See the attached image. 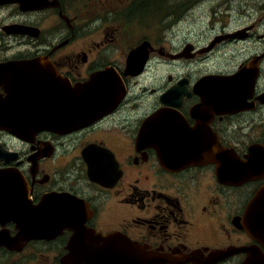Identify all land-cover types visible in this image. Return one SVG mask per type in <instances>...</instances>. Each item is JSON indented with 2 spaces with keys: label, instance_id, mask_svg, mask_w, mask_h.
Wrapping results in <instances>:
<instances>
[{
  "label": "flooded vegetation",
  "instance_id": "1",
  "mask_svg": "<svg viewBox=\"0 0 264 264\" xmlns=\"http://www.w3.org/2000/svg\"><path fill=\"white\" fill-rule=\"evenodd\" d=\"M89 1L0 6V16L12 10L0 21V241H14L0 253L62 264L79 229L124 235L162 264H242L245 252L207 263L231 247L264 253L245 229L264 177L218 175L223 153L238 167L252 147L264 153V0L238 4L254 19L211 22L185 42L188 14L222 17L236 0H94L93 11L172 14L171 27L166 18L156 26L165 40L151 32L128 47L123 29L85 14ZM147 40V59L132 67L130 51ZM168 122L195 139L197 154L165 158L167 135H184L165 131ZM52 227L60 233L46 237Z\"/></svg>",
  "mask_w": 264,
  "mask_h": 264
},
{
  "label": "water",
  "instance_id": "2",
  "mask_svg": "<svg viewBox=\"0 0 264 264\" xmlns=\"http://www.w3.org/2000/svg\"><path fill=\"white\" fill-rule=\"evenodd\" d=\"M6 3H19L23 10L43 9L49 5L48 0H0V5ZM148 47L149 42L145 41L142 45L131 51L130 60L133 66L136 65V62L140 60L144 62V60L147 59L149 54ZM240 76H242V73L232 76L234 78L231 77L232 80L230 79L229 83L231 88L230 93L233 94L232 89H235L238 85L237 78H240ZM176 89L177 88L170 89L167 94L176 93L178 90ZM166 98L165 101L170 100ZM167 124H171V126L166 129L167 132L182 133L183 130L177 129L172 123L168 122ZM183 133L184 135L182 134V138H177V136H175L173 139L163 140L164 144L169 146H173L172 141L175 139L182 140L184 144L180 153L172 150L171 157L169 153L168 159H178L180 161L183 157L187 156V154L190 155L192 153L195 155L198 153L199 148L197 147V143L192 141L191 137L189 138L187 136L188 134L184 131ZM219 160L220 171H218V175L222 181H228V183L231 184H240L264 177V153L262 149L259 150L258 148L252 147L249 155H247L246 161H244V167H238V161L232 160L231 156L227 158L226 153L220 155ZM259 205H264V187H262L249 202L245 219L246 231L251 237L259 240L264 245V224L259 223V226L256 227L252 221V216H254V212L256 213V209ZM262 208L264 209V207ZM257 214H261L263 215L262 217H264V210L262 213L258 211ZM55 230L56 228L52 227L51 231L48 232L50 233L49 236L46 237L51 238L57 235V233H60V231ZM51 234L53 236H50ZM4 238L5 237H3V244L12 248L14 241L11 239L7 241V239L5 238L4 240ZM68 250L69 252L65 254L62 259V264H162L167 262L164 255L147 251L140 243L124 235H120L119 233H112L104 236L102 234L97 235L93 230L79 229L71 237ZM238 252H245L247 254L242 264H264V253L260 248L254 246L231 247L224 251L213 252L207 263L222 260Z\"/></svg>",
  "mask_w": 264,
  "mask_h": 264
},
{
  "label": "rangeland",
  "instance_id": "3",
  "mask_svg": "<svg viewBox=\"0 0 264 264\" xmlns=\"http://www.w3.org/2000/svg\"><path fill=\"white\" fill-rule=\"evenodd\" d=\"M73 1L76 3H80L84 0H73ZM90 1L89 3L92 9L86 11L85 14L91 19L98 18L99 20H101L102 23H108L113 28L112 30H116L113 24L117 26V28L123 29L124 32H123L122 46L128 47L130 45H133L136 42L137 38H139L142 35H146V34L150 35L151 32L153 33V36L155 37L156 40L159 38V36L165 40L166 35L160 34L157 31L158 28L156 26L161 25L160 20H165V18L167 20L165 25H169V27L173 25L171 24V22H174V19L172 18V14L170 15L169 12L167 14L166 12L159 13L157 11H152V13H150L147 11V13H142V15L141 13L137 15H133L132 13L124 12V9H122L123 8L122 5L119 6L116 10H112L108 12L106 11L101 12L98 10L93 11L95 7V2L94 0H92L91 2ZM254 1H257V0H244V1L236 0L237 5L233 6L231 10L229 11H224V13H222L223 14L222 17L221 16L214 17V14H211L210 11H205V12L197 11V13L188 14L187 16L189 18L186 19L187 24L185 25V28H188V29L181 31L180 40L182 42H185L186 39L194 40V37H192V33L196 34L197 31L201 33V31H203L205 28L210 27L211 22H216L218 23V25L226 24L230 28L234 26L235 24H237L239 21H242V20L250 21L254 19L255 15H257L256 10L255 12H251L252 10L250 11V9H247V5L245 6L238 5L241 2H252L253 3ZM116 2L121 3V2H124V0H116ZM257 3L259 4V2ZM169 4H173V3L170 2ZM10 5L11 4H8L6 6L8 7ZM10 11H12L11 8H9L8 12L4 11V14L0 16V21L4 22V21L12 20V17H9L11 15ZM246 11H249V13L245 14ZM205 24H207L206 25L207 27H205ZM168 32H170L171 35L173 36L172 29L168 30ZM147 41L149 42L148 49L150 51L151 43L149 40ZM202 41L203 40H200V42ZM168 42L169 41H166L165 43H168ZM230 52L233 53L234 51L230 50ZM129 56H130V53H129ZM0 264H37V263H34V262L32 263V255L29 256L28 254H24L21 257H16L15 255L11 253H0Z\"/></svg>",
  "mask_w": 264,
  "mask_h": 264
},
{
  "label": "bare ground",
  "instance_id": "4",
  "mask_svg": "<svg viewBox=\"0 0 264 264\" xmlns=\"http://www.w3.org/2000/svg\"><path fill=\"white\" fill-rule=\"evenodd\" d=\"M171 138L167 135V138L165 139V140H170ZM195 140V139H194ZM194 140H192V141H194ZM172 144H173V146H171V150L170 151H168V150H165L164 151V149H163V153H164V156H165V158L166 159H168L169 158V153H170V157H171V151H172V147H173V150H175V152H177V153H180L181 152V148L184 146V144H183V141L182 140H177V142L176 141H172ZM167 149H170V147L169 146H167L166 147ZM167 151H168V153H167ZM190 155H193L192 153L190 154ZM183 157V156H182ZM193 157V156H192ZM184 158V157H183ZM186 158H188V156L186 157ZM169 160V159H168ZM172 161H174V160H172ZM262 207H264V205L263 206H258L257 207V209H256V213L254 212V216H252L253 217V223L255 224V226L257 227V226H259L258 224L259 223H262V224H264V217H262L263 215H261V214H257L258 213V211H261V213L263 212V208Z\"/></svg>",
  "mask_w": 264,
  "mask_h": 264
},
{
  "label": "trees",
  "instance_id": "5",
  "mask_svg": "<svg viewBox=\"0 0 264 264\" xmlns=\"http://www.w3.org/2000/svg\"><path fill=\"white\" fill-rule=\"evenodd\" d=\"M146 13V12H145ZM150 13H152V12H150ZM160 13V12H159ZM141 15H142V13H141Z\"/></svg>",
  "mask_w": 264,
  "mask_h": 264
}]
</instances>
